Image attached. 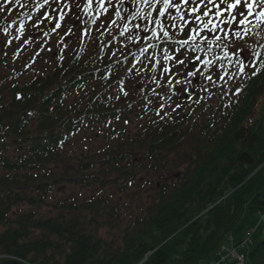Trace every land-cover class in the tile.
Here are the masks:
<instances>
[{
  "label": "trees",
  "instance_id": "1",
  "mask_svg": "<svg viewBox=\"0 0 264 264\" xmlns=\"http://www.w3.org/2000/svg\"><path fill=\"white\" fill-rule=\"evenodd\" d=\"M26 1L0 13L4 47L45 14ZM197 1L171 3L162 30L157 7L122 22L115 40L70 23L49 73L0 78V264H207L264 210L263 0L234 7L230 33L205 28L216 12ZM248 262L264 264V240Z\"/></svg>",
  "mask_w": 264,
  "mask_h": 264
},
{
  "label": "rangeland",
  "instance_id": "2",
  "mask_svg": "<svg viewBox=\"0 0 264 264\" xmlns=\"http://www.w3.org/2000/svg\"><path fill=\"white\" fill-rule=\"evenodd\" d=\"M13 1L20 2V0H8V2H13ZM59 1L60 0H30L29 2L32 4H28V7L30 8L31 5L35 6L37 4L42 5L41 3H43L46 5L47 8H49L52 7V5L55 4V2H59ZM123 1L127 4V7L129 6L128 9H130L132 12V6L136 2V0H123ZM60 5L61 7L58 5L57 7L55 6L58 9L55 10L53 13H52L53 8L49 9L52 15H54V17L50 20L48 19L47 22L44 21V17L40 18V16H38V18L32 20L31 25H27L24 28H21V30L19 31L15 30L7 34L8 36L4 38L5 40L4 42L8 43L7 46H5L7 47L6 51L0 52V75H1L0 78L4 75L9 74V72L10 73L17 72L16 77L19 79V82L22 84L28 82L32 78H35L41 74L49 73L48 69H50L54 64L53 60H49L50 56L55 54L58 58L55 55L54 57H56L58 60L61 58L56 53L58 48L62 47V45H60L59 40L62 39L63 37L65 38V40L66 38L70 37L69 36V31L71 29L70 25L75 23L76 21H80L81 24L85 26L84 25L85 22L82 18L86 19L87 17L92 16L93 6L95 4L90 3V0H61ZM108 6L112 8H116V6L118 7V5H116L115 3L111 4L109 0L106 1V8H108ZM127 7L125 9V12L128 11ZM136 8L133 10V12L136 10ZM131 12L127 13L126 19L129 16L128 14L133 13ZM60 14H63V16H61ZM114 17L115 16H113V18ZM60 18L61 21L64 23H67V19L69 21V23H67V28H65V30L64 28L63 29L61 28L62 23L60 22ZM107 28L108 27H106L105 29ZM111 32H112V36L116 34L114 30H112ZM76 35L78 34L76 33ZM46 42L52 45L48 55L47 54L45 55L46 52L44 50L45 49L44 44ZM11 46L13 47V52L15 53L13 55L12 52V57L9 60L10 62L6 63L4 62V56L6 54H11L10 51ZM5 47L3 46V44L0 43L1 49ZM67 50L68 48L62 49V52L65 54ZM244 59L246 62L247 58L245 57ZM5 61H7V59ZM243 68L244 66L242 67V69ZM130 85L132 87L131 90H133V87H135L136 83L132 82L130 83ZM110 95L112 96L113 94ZM105 129H107V127H100L99 129L94 131L95 134L93 138H91V135L85 134L84 136L77 137L76 140L77 142L80 143V145L84 149L87 147L94 148L95 145H99L100 142L103 140L101 135L105 133ZM8 156H10V153L8 154ZM263 181H264V169L261 172L260 179L257 180L256 186L260 187ZM147 194L150 193L147 192ZM136 203H139V201H136ZM251 218H252L251 216L245 214L244 217L234 227L231 236L225 240L223 245L226 246L227 248L230 247V243L228 242L229 238H232L235 244H237V242L244 237L245 230H247L248 227H250V223L252 220ZM254 218L255 219L257 218L256 214L254 215ZM262 240H264L263 225L260 226V228L256 231V233L252 237L254 246L260 244ZM218 253H220V251ZM217 259L218 257L216 256L214 257L213 261H216ZM229 264H236V263L231 262Z\"/></svg>",
  "mask_w": 264,
  "mask_h": 264
},
{
  "label": "built area",
  "instance_id": "3",
  "mask_svg": "<svg viewBox=\"0 0 264 264\" xmlns=\"http://www.w3.org/2000/svg\"><path fill=\"white\" fill-rule=\"evenodd\" d=\"M264 224V214L260 216L258 225ZM256 227H250L246 230L244 234V239L242 242H238L236 245L233 243V239L229 238L228 242L230 243V247L222 246L220 253L218 255V259L216 261H212L208 264H229L231 262H235L236 264H250L246 260L247 249L251 246L250 238L256 231Z\"/></svg>",
  "mask_w": 264,
  "mask_h": 264
},
{
  "label": "bare ground",
  "instance_id": "4",
  "mask_svg": "<svg viewBox=\"0 0 264 264\" xmlns=\"http://www.w3.org/2000/svg\"><path fill=\"white\" fill-rule=\"evenodd\" d=\"M263 214H264V210H263L262 212L260 211L258 214H256L257 218L255 219V221L252 222V227H256V226L258 225V222H259L260 216L263 215ZM260 226H261V225L257 226L256 231L260 228ZM263 226H264V224H263ZM248 228H250V227H248ZM256 231H255V233H256ZM255 233H254V234H255ZM244 234H245V232H244ZM254 234H253V235H254ZM230 236H231V235H230ZM252 237H253V236H252ZM252 237L250 238V240H251V246L253 247V246H254V243H253V241H252ZM243 239H244V237L241 238L238 242H242ZM221 248H222V247H220L219 251L221 250ZM247 251L250 252V251H251L250 248H248ZM245 256H246V260H247V262H248V255L246 254Z\"/></svg>",
  "mask_w": 264,
  "mask_h": 264
}]
</instances>
